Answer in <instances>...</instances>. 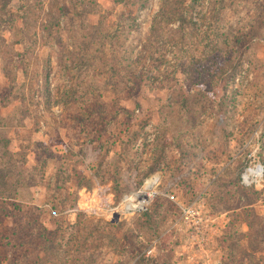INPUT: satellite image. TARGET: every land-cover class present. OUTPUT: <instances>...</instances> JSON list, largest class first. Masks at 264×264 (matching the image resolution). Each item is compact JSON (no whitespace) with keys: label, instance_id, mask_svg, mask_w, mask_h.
I'll use <instances>...</instances> for the list:
<instances>
[{"label":"rangeland","instance_id":"1","mask_svg":"<svg viewBox=\"0 0 264 264\" xmlns=\"http://www.w3.org/2000/svg\"><path fill=\"white\" fill-rule=\"evenodd\" d=\"M257 143L264 163V0H0V264H264V174L240 181ZM153 172L204 196L207 249L162 195L76 206Z\"/></svg>","mask_w":264,"mask_h":264},{"label":"built area","instance_id":"2","mask_svg":"<svg viewBox=\"0 0 264 264\" xmlns=\"http://www.w3.org/2000/svg\"><path fill=\"white\" fill-rule=\"evenodd\" d=\"M258 148L259 143L255 145L240 173V181L245 185H256L263 178L264 163L256 153ZM159 195L167 197L176 205L179 218L187 227L189 244L192 247L207 249L214 228V218L207 208L204 196L198 194L189 201L180 199L174 188L163 186L162 175L159 172L149 174L138 188L124 193L118 202L112 199L114 193L108 185H97L92 188L83 186L78 190L76 206L98 216L121 217L145 210L153 197ZM150 251L151 248L148 249V252Z\"/></svg>","mask_w":264,"mask_h":264},{"label":"trees","instance_id":"3","mask_svg":"<svg viewBox=\"0 0 264 264\" xmlns=\"http://www.w3.org/2000/svg\"><path fill=\"white\" fill-rule=\"evenodd\" d=\"M181 16V15H180ZM251 231L249 234V245L252 247H255V244L257 245L258 242L264 243V216H256L254 221L248 224ZM255 241V242H253ZM19 244V242H17ZM228 254L232 255L230 258V264H244L241 259H238L234 261L236 256L233 252H229ZM250 264H259L258 262H251Z\"/></svg>","mask_w":264,"mask_h":264},{"label":"crops","instance_id":"4","mask_svg":"<svg viewBox=\"0 0 264 264\" xmlns=\"http://www.w3.org/2000/svg\"><path fill=\"white\" fill-rule=\"evenodd\" d=\"M215 261V260H214Z\"/></svg>","mask_w":264,"mask_h":264},{"label":"water","instance_id":"5","mask_svg":"<svg viewBox=\"0 0 264 264\" xmlns=\"http://www.w3.org/2000/svg\"><path fill=\"white\" fill-rule=\"evenodd\" d=\"M117 217V216H116Z\"/></svg>","mask_w":264,"mask_h":264}]
</instances>
